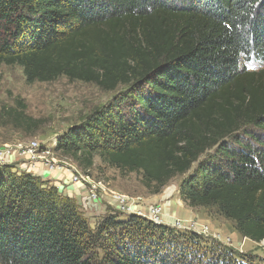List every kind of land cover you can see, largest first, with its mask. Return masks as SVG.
Segmentation results:
<instances>
[{
	"label": "trees",
	"instance_id": "1",
	"mask_svg": "<svg viewBox=\"0 0 264 264\" xmlns=\"http://www.w3.org/2000/svg\"><path fill=\"white\" fill-rule=\"evenodd\" d=\"M2 65L28 83L127 87L57 150L84 170L98 156L139 173L153 194L183 177L189 207L264 240V0H0ZM23 109L4 108L19 129ZM0 264L252 263L135 217L93 229L57 188L0 166Z\"/></svg>",
	"mask_w": 264,
	"mask_h": 264
},
{
	"label": "rangeland",
	"instance_id": "2",
	"mask_svg": "<svg viewBox=\"0 0 264 264\" xmlns=\"http://www.w3.org/2000/svg\"><path fill=\"white\" fill-rule=\"evenodd\" d=\"M126 89L119 86L114 91H105L66 77L48 83H28L19 66L2 65L0 166L33 175L57 188L62 196L77 203L93 229L108 215L116 221L135 217L157 227L202 235L252 264H264V240L255 243L245 239L232 221L214 209L192 208L182 201L183 177L174 178L160 193L153 194L144 187L139 173L120 172L102 163L98 156L94 157L93 166L84 170L70 155L57 150L56 144L63 135L85 123L95 112L113 109ZM4 108H24L29 121L23 128H17ZM75 174L79 181L74 180ZM92 187L97 188L96 200L87 198ZM110 234L114 236V232Z\"/></svg>",
	"mask_w": 264,
	"mask_h": 264
},
{
	"label": "built area",
	"instance_id": "3",
	"mask_svg": "<svg viewBox=\"0 0 264 264\" xmlns=\"http://www.w3.org/2000/svg\"><path fill=\"white\" fill-rule=\"evenodd\" d=\"M74 180L75 181H79L80 180L77 174H75ZM97 196H98L97 188L96 187L90 188L89 192H88V195H87V198L89 200H96ZM158 225H160V224H158Z\"/></svg>",
	"mask_w": 264,
	"mask_h": 264
},
{
	"label": "crops",
	"instance_id": "4",
	"mask_svg": "<svg viewBox=\"0 0 264 264\" xmlns=\"http://www.w3.org/2000/svg\"><path fill=\"white\" fill-rule=\"evenodd\" d=\"M69 197V196H68Z\"/></svg>",
	"mask_w": 264,
	"mask_h": 264
}]
</instances>
